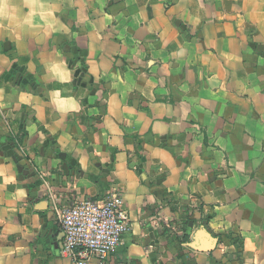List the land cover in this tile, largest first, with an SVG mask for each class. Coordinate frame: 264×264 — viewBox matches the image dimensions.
<instances>
[{
  "label": "crops",
  "instance_id": "0c3cea01",
  "mask_svg": "<svg viewBox=\"0 0 264 264\" xmlns=\"http://www.w3.org/2000/svg\"><path fill=\"white\" fill-rule=\"evenodd\" d=\"M112 189L88 264H264V0H0V264H74L55 207Z\"/></svg>",
  "mask_w": 264,
  "mask_h": 264
},
{
  "label": "built area",
  "instance_id": "2783aa9c",
  "mask_svg": "<svg viewBox=\"0 0 264 264\" xmlns=\"http://www.w3.org/2000/svg\"><path fill=\"white\" fill-rule=\"evenodd\" d=\"M63 235L62 253L74 264L106 261L122 244L130 226L123 194L112 189L103 198L84 197L55 207Z\"/></svg>",
  "mask_w": 264,
  "mask_h": 264
},
{
  "label": "trees",
  "instance_id": "16d2710c",
  "mask_svg": "<svg viewBox=\"0 0 264 264\" xmlns=\"http://www.w3.org/2000/svg\"><path fill=\"white\" fill-rule=\"evenodd\" d=\"M25 135H26V133H25V132H23V133H22V136H25Z\"/></svg>",
  "mask_w": 264,
  "mask_h": 264
}]
</instances>
